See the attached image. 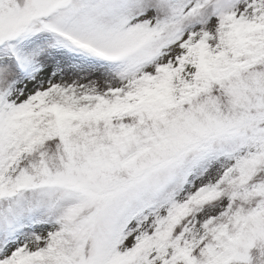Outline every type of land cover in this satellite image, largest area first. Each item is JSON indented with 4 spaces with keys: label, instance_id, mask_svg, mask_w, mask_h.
Wrapping results in <instances>:
<instances>
[{
    "label": "snow or ice",
    "instance_id": "1",
    "mask_svg": "<svg viewBox=\"0 0 264 264\" xmlns=\"http://www.w3.org/2000/svg\"><path fill=\"white\" fill-rule=\"evenodd\" d=\"M0 264H264V0H0Z\"/></svg>",
    "mask_w": 264,
    "mask_h": 264
}]
</instances>
